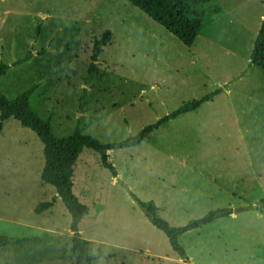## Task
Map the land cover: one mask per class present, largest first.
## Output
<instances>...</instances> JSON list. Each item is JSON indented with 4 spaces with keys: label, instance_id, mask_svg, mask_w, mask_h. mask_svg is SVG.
Wrapping results in <instances>:
<instances>
[{
    "label": "rangeland",
    "instance_id": "374dc122",
    "mask_svg": "<svg viewBox=\"0 0 264 264\" xmlns=\"http://www.w3.org/2000/svg\"><path fill=\"white\" fill-rule=\"evenodd\" d=\"M218 1L216 23L186 47L127 0H0V64L8 66L0 92L14 99L38 84L29 104L56 137L79 126L101 142H118L218 90L196 115L171 119L135 147L110 150L121 183L98 153L82 149L72 191L87 207L78 228L92 264H264V176L243 185L228 179L235 174L227 164L230 143L239 139L234 118L244 127L240 110L264 109V71L250 63L264 0ZM107 30L111 39L88 76L93 41ZM254 135L245 133L246 140ZM259 150L251 155L256 170L264 146ZM43 165L39 137L4 120L0 264H74L71 216L55 187L41 180ZM135 198L153 201L156 215L174 227L219 208L232 214L180 235L184 260ZM46 202L52 205L35 211Z\"/></svg>",
    "mask_w": 264,
    "mask_h": 264
},
{
    "label": "trees",
    "instance_id": "16d2710c",
    "mask_svg": "<svg viewBox=\"0 0 264 264\" xmlns=\"http://www.w3.org/2000/svg\"><path fill=\"white\" fill-rule=\"evenodd\" d=\"M143 13L149 16L157 24L178 38L183 45L191 47L200 32L209 26L222 12V6L218 0H127ZM39 32V29H37ZM111 39L109 30L93 41L92 57L88 76L95 70V62L102 48ZM31 53L14 62L15 65L24 63L31 58ZM250 63L264 71V22L254 41L250 53ZM8 66L0 64V76L6 74ZM38 84H33L26 91L14 99L7 98L0 92V131L4 120L13 118L23 126L31 129L43 143L44 165L40 173L42 181L53 185L56 193L71 216V252L74 264H92L93 258L89 252V241L84 239L78 228V224L87 213V207L83 205L73 194V173L76 160L83 148H90L99 154L103 167L109 170L113 177L117 171L109 161L110 150L135 147L145 141L149 134L169 120L198 108L209 101L218 90L208 93L200 98L192 99L178 106L171 113L158 118L155 122L144 126L136 134L121 141L104 143L97 138L81 132L79 126L69 137H56L50 128L48 120H43L30 106L29 98ZM148 220L160 229L168 238L171 248L187 260L183 247L178 242V237L185 232L200 228L216 219L224 218L232 213L229 207L209 211L204 216L189 220L180 227L171 226L165 220L156 215V207L153 201L142 202L135 198ZM54 201V199H53ZM52 201V202H53ZM52 202L40 203L35 211L41 212L52 205Z\"/></svg>",
    "mask_w": 264,
    "mask_h": 264
},
{
    "label": "crops",
    "instance_id": "0c3cea01",
    "mask_svg": "<svg viewBox=\"0 0 264 264\" xmlns=\"http://www.w3.org/2000/svg\"><path fill=\"white\" fill-rule=\"evenodd\" d=\"M3 1L4 0H1V2H3ZM216 20L213 23H211L208 27L213 26L216 23ZM212 99L209 101H212ZM255 100L257 101V99H255ZM209 101H207V102H209ZM207 102H205V103H207ZM205 103H203V104H205ZM203 104H201V105H203ZM198 108H196L193 111L186 112L183 114L184 115H187V114H195L196 115ZM240 111H241L242 120L244 121V127L237 125L239 123V121H241L240 118H236V119L234 118L235 123L233 124V127H231V130L235 131L238 134L239 139H237L235 142H231L230 143L231 148H230V150H228L229 152L227 154V156H228L227 164L231 165L229 167V171L232 174H235V175H230L228 177V179L233 180V181H240L243 185H246V180L251 178L252 180H254V182L256 184L257 181L263 179V176H264V158L260 159L259 162L261 163V166L258 170H256L252 166L253 161L251 159V155L253 154L252 149L255 151V154H258L260 152L259 149L264 146V143H263L264 137L262 134V133H264V127L259 125L260 119H261L262 115L264 114V109H249L248 108V109H242ZM183 114H181V115H183ZM181 115H179V116H181ZM233 115H234V117H236L237 113H234ZM207 116H209V115H207ZM248 117H251V118H248ZM250 119L253 122L255 121V119H257L255 122L256 124L253 123L254 125H250V123H249ZM209 130H212L211 127H209ZM245 133H254L255 135H254L253 139L251 138V140L248 141V140H246ZM221 157H222V159H225L224 155ZM216 160L218 161V158H216ZM243 171L245 172L246 175L239 174L240 172H243ZM118 174L119 173L117 172V175ZM220 193H221L220 191H216V190H214V192H211V194L213 196H220L221 195ZM230 193H231V191H228L229 195H230ZM262 204L263 203H261V207L259 206L260 208H263Z\"/></svg>",
    "mask_w": 264,
    "mask_h": 264
},
{
    "label": "water",
    "instance_id": "95a60500",
    "mask_svg": "<svg viewBox=\"0 0 264 264\" xmlns=\"http://www.w3.org/2000/svg\"><path fill=\"white\" fill-rule=\"evenodd\" d=\"M116 179H117V181H119L120 183H121V180H120V178L119 177H116ZM123 185V184H122ZM128 191H129V189L125 186V185H123Z\"/></svg>",
    "mask_w": 264,
    "mask_h": 264
},
{
    "label": "built area",
    "instance_id": "2783aa9c",
    "mask_svg": "<svg viewBox=\"0 0 264 264\" xmlns=\"http://www.w3.org/2000/svg\"><path fill=\"white\" fill-rule=\"evenodd\" d=\"M262 206L264 207V203L262 204Z\"/></svg>",
    "mask_w": 264,
    "mask_h": 264
}]
</instances>
